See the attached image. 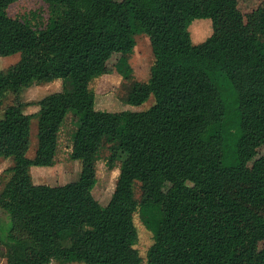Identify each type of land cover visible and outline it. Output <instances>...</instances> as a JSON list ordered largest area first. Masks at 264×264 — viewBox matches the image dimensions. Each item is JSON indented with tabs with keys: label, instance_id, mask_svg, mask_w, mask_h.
<instances>
[{
	"label": "trees",
	"instance_id": "16d2710c",
	"mask_svg": "<svg viewBox=\"0 0 264 264\" xmlns=\"http://www.w3.org/2000/svg\"><path fill=\"white\" fill-rule=\"evenodd\" d=\"M17 1L0 0V57L21 53L0 71V104L14 95L0 118V161L12 160L0 175L6 264H142L135 214L154 237L147 264H264V2L244 13L238 0H43L48 18L34 23L9 14ZM202 18L213 33L195 44L189 27ZM138 34L150 39L151 78L128 67L123 99L155 104L96 109L91 81L115 53L129 58ZM58 79L61 90L23 101ZM34 118L28 157L20 148ZM65 126L79 179L35 183L31 168L56 164ZM105 148L122 169L103 205L93 189Z\"/></svg>",
	"mask_w": 264,
	"mask_h": 264
},
{
	"label": "rangeland",
	"instance_id": "374dc122",
	"mask_svg": "<svg viewBox=\"0 0 264 264\" xmlns=\"http://www.w3.org/2000/svg\"><path fill=\"white\" fill-rule=\"evenodd\" d=\"M264 0H238V5L244 13L254 11ZM219 3L212 6L213 14H216ZM8 12L13 17H22L29 15L34 23L40 22L42 19L48 18V5L43 0H20L12 4ZM34 12V14H32ZM37 14V16H36ZM41 16V17H40ZM191 38L193 43L198 44L205 41L213 33V24L211 18L195 19L190 27ZM136 47L129 58L124 57L120 53H115L107 62L104 73L95 77L91 81V87L96 93V109L104 111H142L149 109L155 104L154 95L145 101L142 105H131L124 101L126 94V86L128 81L123 78V75L128 67L133 69L134 79L138 81L149 82L151 67L154 62V55L150 44V39L146 34H138L136 36ZM21 58V53H15L10 56L0 57V71L7 70L10 66L17 63ZM62 89V80L58 79L49 83L33 85L22 93V99L26 103H33L44 96ZM10 95V94H9ZM14 95L4 99L0 104V118L3 115L5 108L12 102ZM38 110V107L31 104L25 108V113H33ZM38 120L34 118L31 122L30 135L27 136L20 148L21 152H25L28 157L35 155L38 146ZM72 152V142L69 127H64L60 137L59 151L57 154V162L54 166L31 168L34 182L37 184H49L52 186L64 185L69 182L77 181L80 177L82 162L81 160H73L70 155ZM110 152L106 148L102 150L101 157L97 162V178L98 181L93 189V194L101 204L106 205L110 201L120 177L122 164L116 163L114 168L108 165V156ZM260 155H264V148L260 150ZM11 158L5 161H0V175L11 165ZM135 195L139 199L142 188L140 182H135ZM2 184L0 182V188ZM2 222L1 234L4 235L10 228L11 222L8 215L0 209ZM8 222L6 225L4 223ZM134 222L138 230V242L136 248L139 250L143 258L142 264H147V253L151 245L154 243V237L141 222L138 214H135ZM5 246L0 248V264H6V258L3 256ZM58 263L56 261L53 264ZM63 264H83V263H63Z\"/></svg>",
	"mask_w": 264,
	"mask_h": 264
}]
</instances>
